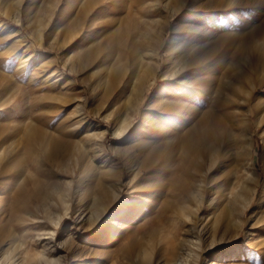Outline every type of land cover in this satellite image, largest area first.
<instances>
[{
	"label": "rangeland",
	"instance_id": "obj_1",
	"mask_svg": "<svg viewBox=\"0 0 264 264\" xmlns=\"http://www.w3.org/2000/svg\"><path fill=\"white\" fill-rule=\"evenodd\" d=\"M253 1L230 0V11L224 13L228 10L224 9L217 19L210 15L211 21L220 26L218 33L212 27L206 30L210 35L214 31L216 38L230 40L219 62L228 75L203 86L207 88L203 95L206 101L197 106L194 103L190 123L183 122L177 131L175 126L170 127L172 133H182L210 108V122L205 121L200 130L209 125L212 133L194 137V147L198 162L211 175L213 190L223 182L225 192L234 195L256 182L257 191L244 211L239 235L235 236L233 229L226 245L211 254L205 246L212 231L206 225L201 244L204 248L192 247L200 253L197 264H254V246L264 249V226L258 221L264 212V197L260 200L264 188V110L253 118L245 114L249 87L245 80L240 81L235 94L229 93V103L223 104V94L213 91L214 84L227 81L237 71L235 65L243 62L248 66L250 59L244 62L236 50L240 31L237 19L248 21L242 33L249 39L251 28L259 26L264 18V0ZM98 2L0 0V252L3 248L16 252L18 264H38L40 257L60 258L55 264H170L165 249L169 236L177 243L191 237V221L180 214L183 207L188 210L194 204V166L184 151L177 149L171 156L178 167L169 164L146 172L139 180L129 174L123 160L137 133L149 124L146 116L153 114V106L161 97L169 62V50L165 48L182 13L171 12L166 0H104L109 5L96 20H113L111 28L117 31L123 54L112 73L114 82L97 90L92 80L98 67L78 73L71 70V64H77L74 58L65 60L72 51L65 46L98 12ZM53 9L55 13H51ZM166 16L167 29L157 42ZM148 24L150 35L143 38ZM39 28H46L42 40H38ZM81 34L74 41L75 51L84 38ZM146 48L157 49L154 82L143 93L127 133L117 137L112 122L103 114L118 106L124 108L131 98L129 92L151 77L146 70L149 60L144 56L139 60ZM60 74L63 79H57ZM250 75L259 79L264 73L253 70ZM102 93L104 100L100 99ZM80 106L89 120L80 114ZM88 121L94 124L91 129ZM101 128L105 129L103 151L97 144L88 143L90 132ZM129 132L133 133L126 138ZM60 192L67 193L65 202ZM65 205L69 206L66 213ZM99 207L102 209L97 212ZM58 212L63 216L51 237V217ZM237 247H241L240 253L227 254Z\"/></svg>",
	"mask_w": 264,
	"mask_h": 264
},
{
	"label": "bare ground",
	"instance_id": "obj_2",
	"mask_svg": "<svg viewBox=\"0 0 264 264\" xmlns=\"http://www.w3.org/2000/svg\"><path fill=\"white\" fill-rule=\"evenodd\" d=\"M248 1L251 2L253 0H245V2ZM259 1L254 0L253 2L258 3ZM98 3H101L98 12L92 15L88 23L80 27L78 34L72 35L74 40L65 46L66 48L68 46L72 47L71 54L69 56L65 55V60H72L74 58L73 62L77 64L75 66L72 63L70 66L71 70L78 73L81 69L87 67H98L92 80V85L97 90L114 82L112 73L116 69L119 56L123 54V51H120L121 42L117 36V31L111 28L113 20L111 22H107L108 20L103 21L102 23L96 20L101 10L109 5V3H105L104 0H99ZM230 3H232L230 0H166L165 4L171 12L177 11L182 13L181 20L179 19L180 21L173 28L172 39L169 41L170 45L165 48L166 51L169 50V62L163 75V77H166L167 82L160 91L163 95L161 94L157 104L153 106V111L151 112L153 114L146 116V118L148 117L147 121L149 124L144 125L142 130L137 133V138L131 144V150L124 153L123 157L130 172L129 174H132L136 180H139L146 172L159 170L158 168L162 169L167 165L173 164L178 167L179 163L174 162L171 157L177 149L183 150L187 161L194 166V204L188 210L183 207L180 211L182 216L191 221V237L186 238L181 243H177L174 239H170L169 236L165 243V249L171 261L170 264H197L196 260L198 261L200 253H195L196 251H193L192 247H196L199 250L204 248L201 244L203 242L202 236L206 233L204 229L206 225L211 226L212 231V236L205 246L208 247V251H211V254L218 252V247L223 248L226 245L225 243L230 239L233 229H235V236L239 235L244 223V211L252 204L257 191L256 182L253 186H244L234 195L225 192L226 188L223 182L220 184L221 187L218 186L215 191L213 190L215 185L212 183L211 175L207 173V169L203 170L202 164L198 162L194 147V137L207 136L212 133L211 126L209 125L202 128V131L200 130L204 126L205 121H209L207 117L212 115L209 111L210 108L205 112L206 116L200 117L195 125L194 123L190 124V127H187L182 133H172L170 129L173 126H175L174 130L176 131L182 128L183 122L191 120L190 114L194 112V103L197 106V104L206 101L203 97L207 93V88L203 87L205 84L213 83L215 79H221L228 75L227 70H221L219 62L223 53V47L230 40L224 36L216 38L214 31L213 35H210V30L206 29L212 27L214 28L213 30L218 31L220 23L216 24L214 23L215 21L212 22L213 19L211 18L216 17L217 19L220 17L224 9L229 8ZM239 4L241 5V2ZM58 7L61 6H57L56 8ZM55 9L51 13H55ZM228 11L230 9L224 13ZM203 18H206V20H202ZM183 21H187L188 23ZM246 22L244 19H237V29L240 31L237 30L238 44L236 50L238 56L244 62L250 59L247 63L248 66L243 62L235 65V68H238L237 71L232 76H228L230 79L227 81H218L214 84L213 91L219 93L220 96L223 94L224 99L221 98L223 104L229 103L231 102L229 93L235 94L236 88H238V85H241L240 81L245 80L249 87L246 90L248 96L244 99L247 102L244 111L245 114L253 118L260 114L261 109L264 110V76L254 79L250 75V72L253 70L264 73V18L259 26H252V33L249 39L246 38V33H242ZM168 23V16H166L161 24L157 42H160L164 36ZM45 29L39 28L37 33L38 40L43 39ZM150 32L151 26L148 24L142 32L143 38L149 36ZM80 34H84V38L80 42V49L75 51L73 50V44L78 37L77 35ZM82 44H84L83 47ZM144 53L145 55L141 54L139 56V60L141 62L142 56L149 60L146 70L151 74V77L149 76L146 81H143L135 91L129 92L131 98L127 99L124 108L118 106L116 110L107 111L103 114L105 120L112 122L114 134L117 137H122L127 133L138 104L143 98V93L154 82L153 77L156 74L157 64L159 63L157 49L146 48ZM30 56L32 55L30 54ZM57 79H63V76L60 74ZM260 90H262V94H260ZM201 91H203L202 95H200ZM100 99L104 100V93L100 94ZM78 110L81 115L85 114L83 118L88 117V120L90 119L89 114L85 113L86 111L83 106H80ZM97 114L101 115L102 112H97ZM92 126L94 124L88 121V128L91 129ZM132 133L129 132L126 138L131 136L130 134ZM104 135V128H101L97 132L92 131L89 134L88 143L97 144L98 150L103 151L102 142ZM163 137L167 139L161 140ZM39 144L44 146L42 143ZM210 158H213V153L210 154ZM90 163H92V160ZM44 191L47 192V190ZM59 196L65 202L68 195L66 192H60ZM262 197H264V188L261 190L260 200L263 199ZM101 207L96 211L99 212L103 208ZM64 208L66 213L69 206L65 205ZM103 212L105 213V211ZM192 214H194V218ZM62 216L63 213L58 212V214H54L51 217L54 226L49 229L51 237L55 235L56 227L59 226ZM258 221L261 223L260 225L264 226V212ZM16 248L14 247L13 250ZM254 248L256 249L254 252V264H264V249L261 251V249L258 250V247L254 246ZM240 251L241 247H237L227 251V254L236 255ZM16 256V252L12 253L9 248H3L0 252V264H18L19 260H17ZM58 260L60 258L49 259L48 257H40L37 259L38 264H55ZM59 263L64 264L65 262L59 261ZM81 264H84V262H81Z\"/></svg>",
	"mask_w": 264,
	"mask_h": 264
}]
</instances>
